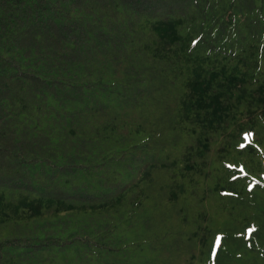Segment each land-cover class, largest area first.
<instances>
[{
    "label": "trees",
    "instance_id": "1",
    "mask_svg": "<svg viewBox=\"0 0 264 264\" xmlns=\"http://www.w3.org/2000/svg\"><path fill=\"white\" fill-rule=\"evenodd\" d=\"M133 45L178 76L179 118L196 139L183 181L212 178L213 197L241 203L245 254L264 264V0H0V264L103 246L105 212L92 238L79 215L111 196L75 182L97 169L89 148L104 108L93 105Z\"/></svg>",
    "mask_w": 264,
    "mask_h": 264
},
{
    "label": "rangeland",
    "instance_id": "2",
    "mask_svg": "<svg viewBox=\"0 0 264 264\" xmlns=\"http://www.w3.org/2000/svg\"><path fill=\"white\" fill-rule=\"evenodd\" d=\"M133 46V61L128 63L127 51L125 63L113 76L107 75L108 93L98 91L102 94L93 105L94 110L100 100L104 108L95 126L102 139L89 148L97 169L75 182L92 196H111L103 210L79 215L83 238H92L96 233L91 232V222L105 212L99 231L106 230L101 234L103 246L96 240L94 255L88 244L75 245L74 251L70 246L49 264H257L245 254L241 203L213 197L212 178L205 185L197 177L190 184L182 179L184 152L196 139L179 118L183 93L178 76L158 59L140 58ZM116 185L126 189L117 191L115 199ZM94 203L86 206L99 202ZM75 250L97 260L88 262Z\"/></svg>",
    "mask_w": 264,
    "mask_h": 264
}]
</instances>
